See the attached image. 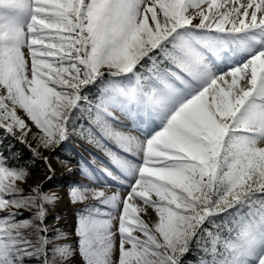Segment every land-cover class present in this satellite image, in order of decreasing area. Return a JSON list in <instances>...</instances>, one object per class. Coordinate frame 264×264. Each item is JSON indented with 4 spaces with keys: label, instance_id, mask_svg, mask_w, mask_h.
Instances as JSON below:
<instances>
[{
    "label": "snow or ice",
    "instance_id": "1",
    "mask_svg": "<svg viewBox=\"0 0 264 264\" xmlns=\"http://www.w3.org/2000/svg\"><path fill=\"white\" fill-rule=\"evenodd\" d=\"M0 130L45 169L0 148V264H264V0H0ZM72 137L114 166L76 248L42 188Z\"/></svg>",
    "mask_w": 264,
    "mask_h": 264
},
{
    "label": "rangeland",
    "instance_id": "2",
    "mask_svg": "<svg viewBox=\"0 0 264 264\" xmlns=\"http://www.w3.org/2000/svg\"><path fill=\"white\" fill-rule=\"evenodd\" d=\"M107 143V142H106ZM109 147H111L114 151H116L118 154L121 153V151L119 149L116 148V146L114 144H110L109 143ZM58 148H73L75 149L78 154L80 159L82 160V164H80V166L73 164V163H67L62 164L60 158L56 157V152L57 149L54 152H45V155H48L50 158V162L52 163L53 168L55 169V176H53L52 180L50 181H45L44 185H51L55 188V190L48 192V194H53L56 193L57 191H67V198H68V202L71 208V214L74 217V225L72 227L71 230L69 231H62L63 233H65V239H64V243H67L69 246L76 248L78 245V239L75 233L76 230V221H77V210L79 207H82L83 205L80 204H73L69 195V190L71 187L73 186H77V185H82V184H86L89 187H94L97 186L95 182H93L92 180H90L88 178L87 175H85L82 171V168H87L88 171L92 174V175H96L97 174V168L96 165L91 163V157L92 156H96L98 160H101L102 162H104L105 164H107L110 167H114L110 164V162L108 161L107 157H105L103 155V153L99 152L97 149L91 147L90 145H88L86 142H83L81 140H79L77 137H72L71 139H69L68 141L62 143V145ZM43 162V161H42ZM69 169L74 170L75 171V176H69L67 175L69 173ZM119 174V173H118ZM34 178H41V180H44L45 178V173H41V174H36L33 176ZM33 177L29 178V184H31L32 182L31 179ZM82 179V180H80ZM107 180V183H109L110 178H105ZM40 180V181H41ZM42 186V187H43ZM25 190L28 191L29 190V186L25 185ZM106 192L108 190V187L104 189ZM48 207H50L49 209V216L53 217V222L49 225L50 228H52V231H50L49 233L55 232V228L58 222H56L55 217L58 215L56 213V204L53 202L50 205H47ZM77 207V208H76ZM81 209V208H80ZM27 215V213L24 214V217ZM60 216V215H58ZM61 217V216H60ZM48 233V234H49ZM76 261L77 264H83L82 259L78 257V255H76Z\"/></svg>",
    "mask_w": 264,
    "mask_h": 264
},
{
    "label": "trees",
    "instance_id": "3",
    "mask_svg": "<svg viewBox=\"0 0 264 264\" xmlns=\"http://www.w3.org/2000/svg\"><path fill=\"white\" fill-rule=\"evenodd\" d=\"M0 131H2V130H0ZM0 134H2V133H0ZM81 141L86 142L85 140H81ZM9 143H11V145H12L11 152L20 154L19 160L15 161L14 163H16L18 166H26L27 170L30 173L29 178L33 177L36 174L45 173L43 162L42 161H36L35 163H33L31 152L26 147L19 144L18 142L13 141L9 138L8 140H6L4 142V144L0 145V148L4 149L5 152L7 153L8 152L7 146ZM55 155L57 158H60L63 161H67V163H73V164H76L78 166H80V164H82V160L80 159L78 152L73 148H57V152ZM42 188H43V191L46 193L55 190V188L53 186L48 185V184L44 185ZM80 208L82 209L83 206ZM80 208L78 210H80ZM49 209H50V207L47 206L48 216L46 219V223L48 225H50L54 221L53 217L49 216ZM28 215L29 214L27 213V215L24 218H28ZM76 226H77V221H76ZM75 233H76V230H75ZM54 235H55V232L48 234V236L50 238H52ZM77 239H79V238L77 237ZM196 259H197V256L194 253H190L185 258V264H187L188 260L196 261ZM25 264H35V260L34 259L33 260L25 259Z\"/></svg>",
    "mask_w": 264,
    "mask_h": 264
},
{
    "label": "bare ground",
    "instance_id": "4",
    "mask_svg": "<svg viewBox=\"0 0 264 264\" xmlns=\"http://www.w3.org/2000/svg\"><path fill=\"white\" fill-rule=\"evenodd\" d=\"M121 155H126L124 153H119ZM75 171L71 170L67 175L69 176H75ZM41 178H35L33 182H39ZM81 180V179H80ZM117 187H120L122 192L126 194L127 189L124 188L123 186H118L116 182L114 181H109L108 183V194H112V192L116 191ZM67 191H57L55 194L58 197L54 203L56 204V213L61 216L60 221L57 223L56 228H59L62 231H69L72 229L73 224H74V217L71 214V208L68 202L67 198Z\"/></svg>",
    "mask_w": 264,
    "mask_h": 264
},
{
    "label": "water",
    "instance_id": "5",
    "mask_svg": "<svg viewBox=\"0 0 264 264\" xmlns=\"http://www.w3.org/2000/svg\"><path fill=\"white\" fill-rule=\"evenodd\" d=\"M36 178V177H35ZM34 177L31 179V181L30 182H33V180L35 179ZM77 208V207H76ZM74 225V224H73Z\"/></svg>",
    "mask_w": 264,
    "mask_h": 264
}]
</instances>
